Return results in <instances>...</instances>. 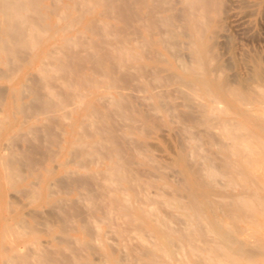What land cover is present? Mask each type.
<instances>
[{
    "label": "bare ground",
    "instance_id": "1",
    "mask_svg": "<svg viewBox=\"0 0 264 264\" xmlns=\"http://www.w3.org/2000/svg\"><path fill=\"white\" fill-rule=\"evenodd\" d=\"M179 3H183L182 9L176 8L172 0H0V77L10 82L24 68H27L28 76L32 75L10 91L14 108L23 119L20 127L13 130L14 135L7 137H11L10 141L19 138L21 142H26L27 137L38 141L37 146H33L35 143L32 144L33 140L29 139L32 145L26 142L25 146L29 144L32 147L19 149L17 155L10 153L0 159L3 178L8 185L14 186L16 180H24L22 172L25 173L23 169H26L24 166L19 168L23 165H19L20 162L31 170L44 163L42 160L51 152L47 150L49 142L61 143L62 139H57L59 132H55L59 121L72 120V113L80 107L79 119H74L71 124L73 131L66 151L68 159L62 165L73 164L78 169L89 171V175L79 177L74 173L76 170H68L69 180L54 179V184L57 187L55 191L65 195L71 188L78 190L77 201L89 204V212L86 208L76 207L74 200L69 202L62 198L53 203L68 201L71 204H66L68 209L74 207L76 213L73 214L85 224L89 234L93 230L91 225L98 226L100 222L108 224L126 244L130 241L129 234L134 233L146 244L126 245L125 256L130 264H264V86L256 87L252 94L232 88L226 94L238 107L220 110L221 106L218 108L217 104L221 85L216 86V82L206 78L209 73L208 59L205 49L197 45L202 44L205 31L213 22L210 23L209 13L218 3L215 0H182ZM181 38L187 39L186 46L192 48L194 58L190 65L180 57ZM49 41L52 44L40 52L42 59L35 66L30 60L31 52ZM160 48L178 61V68L192 78L180 76L175 66L167 69L150 67L149 62L164 63L165 56ZM216 55L213 54L214 58ZM252 82L255 85L254 79ZM131 93L136 96L148 93L150 99L158 100L149 110L167 113L168 117L182 124L178 130H182L186 138L180 156L185 170L182 180L170 183L167 175L152 180L154 173L135 167L147 164L140 160L146 156L145 150L133 135L141 128L138 124H152L158 114L154 118L153 112L141 109V104L138 101L135 103L137 98ZM176 98L185 102V108L195 110L196 106L197 114L192 110L182 114L177 105L180 102H174ZM205 98H210L211 102H204ZM241 107H253L256 111L249 112ZM230 115L241 120L229 118ZM186 122L202 126V130L204 127L207 131L200 132V129L193 132L191 129L194 126ZM75 127L78 132L74 131ZM211 129H218V138L209 133ZM215 130L213 132H217ZM139 131L141 135L142 131ZM205 137L206 145H210L208 148L204 147ZM46 140L49 144L43 143ZM42 145L46 146L45 151L40 150ZM39 150L44 154L43 159L38 154ZM7 151L5 153H9ZM11 151L14 152V149ZM33 154H38L40 159L35 160L37 158L34 159ZM186 157L189 159L186 160ZM91 166L98 169L90 171ZM152 167L155 171L159 170L155 165ZM72 174L76 178H72ZM34 187L28 192L37 198L40 193L38 195ZM151 188L155 189L154 193L150 192ZM52 195L53 192L47 197ZM16 204L19 205V202ZM48 209L45 210L48 212L46 216L49 211L56 210L54 207ZM65 211L64 207V218L60 211L61 217L56 215L59 222L62 219L61 226L65 216L69 223L71 220L76 222L77 217L70 215V209L67 210L69 214L66 211L67 215ZM35 212L28 213H32V218L34 214H42ZM49 218L44 220L54 219L53 215ZM12 221L13 224L2 231L4 240L33 233L25 219L16 217ZM47 222L41 221V226L44 228L47 224L43 223ZM37 223L35 225L41 224ZM241 223L245 227L240 226ZM67 224L62 231H70ZM40 227L35 230L45 232ZM62 239V242L65 241L63 249L37 247L31 250L24 247L21 250L1 245L2 262L57 264L64 261L66 264H77L82 247H86L89 241L77 247L71 239ZM91 240L95 242L94 238ZM89 246V252L95 250L92 244ZM64 249L70 254H65ZM94 253H91L94 258H103ZM123 259H118L116 263L122 264Z\"/></svg>",
    "mask_w": 264,
    "mask_h": 264
},
{
    "label": "rangeland",
    "instance_id": "2",
    "mask_svg": "<svg viewBox=\"0 0 264 264\" xmlns=\"http://www.w3.org/2000/svg\"><path fill=\"white\" fill-rule=\"evenodd\" d=\"M215 1L219 4V6H218V4H215V7H216V5H217V7L216 8L214 7V9H213L214 11L211 10V12L209 13L210 14L209 18L211 20L210 23L212 21L213 22L208 27L209 29H207L205 31V36H204V40H203L202 44H197V45H198V47L205 49V56H206V59H208L207 68L209 69V73H211V74L209 75V73H208V75H206V78L209 79L210 81L212 80L213 83L216 82L215 83L216 86H217V84H218V86L221 85L220 89H222V90L219 92L220 97H219V103L217 104L218 108L221 106L219 108L221 110L223 108L225 109V108L230 107V106H237L238 107V104L236 102H234L233 99L231 97H228V95L226 94V93H228L227 91L231 90L232 88H233V90L239 89V91L245 90L246 92L248 91L249 94H252V92H254L253 90L254 89L256 90V87L264 86V80H263L264 71H262V70H264V0H215ZM176 2H178V4ZM179 2H182V0H172V3L175 4L176 8L182 9L183 3L180 4ZM179 31H181V29H179ZM181 40H182L181 42H183V43L181 45L182 47H180V52L182 54L181 55L179 52L180 57L182 59L184 58L183 61H185V63L190 65L193 63L192 59L194 58V56L192 55L193 54L192 48L186 46V42L188 41L187 39L181 38ZM51 44H52V41L45 42V44L42 45L41 48L34 49L31 52L32 56H31L30 60L34 63L35 66H38L39 61L42 59L40 52L42 50L46 49L47 47H49ZM206 46H208V47H206ZM209 47H210V49H209ZM159 50L165 56L164 58H165L166 62L164 61L165 64L163 63L165 67L163 66V64H155V63L149 62L150 67H152V68L158 67L161 69L162 68L167 69L170 66H173V67L175 66L174 68H177V71H178V73H180L179 74L180 76H182L186 79L192 78V76H190L188 73H184V71L181 68H178V66H179V64H177V63H179L178 61H176L174 58L169 56V54H167L165 52V50H163L162 48H160ZM210 51H211V53H210ZM212 51H213V53H212ZM216 53L218 55V60L216 59V57H217ZM213 54H214V56L216 55L215 58H214ZM34 55H36V56L34 57ZM188 55H190V57ZM210 57L212 59H210ZM169 58L171 61L168 60ZM188 60H189V62H188ZM191 60H192V62H190ZM213 60H216L217 62L216 61L211 62ZM167 62H169V64ZM209 62L213 63V64L209 65ZM214 63H216V64H214ZM171 64H174V65H171ZM213 69H214V72H212ZM255 69L257 70V72H255L256 71ZM181 71H183V72H181ZM182 73H184V74L182 75ZM221 73H223V75ZM27 74H28L27 68H24L15 77H13V79L10 82L3 79L2 77H0V89H1L0 90V96L3 97L0 99V104L2 105V106L0 105V113H3L2 115H0V159L7 157L10 153L17 155L20 152V150L22 151V149L26 150L28 147H32V146H29V144H31V142L33 140L32 137H29V138L27 137L26 142H29L32 139L31 142H29L27 147L25 146V145H27V143L25 141H23L24 143L21 142V140H19V138L10 141V138L14 135L13 130L20 127V124H21L22 119H23L21 117V115L18 112H16V110L14 108L13 100H12V97L10 96L11 95L10 91L13 88L19 87L21 83L25 82L24 80H26L27 77H32V75L28 76ZM32 74H35V73L32 72ZM213 75H214V77H213ZM216 77H218L217 79L219 81H216L217 79H214ZM260 78L262 80H260ZM253 79H254V82L256 81L255 85L252 82ZM246 82H247V84H246ZM242 83H243V85H242ZM230 84H232L233 86L231 85L232 86L231 87ZM244 84H245L246 89L243 87ZM236 85H238V86H236ZM234 86H236L237 88H234ZM249 86L252 88V89L250 88L252 91H250V89L247 88ZM152 92H154V91H152ZM152 92L150 91V93H152ZM131 94L133 95L134 93H131ZM223 96H226V97H223ZM134 97L137 98V99H135V103H137V101H138V103L141 104V106H140L141 109L145 110V112H150V111H151L150 113L153 112L155 115V116H153L154 118L156 117V114H158L156 117L157 120L154 122L155 126H154V123H152V124L148 123V124H144V125L140 123V124H138V127H141V128H139L138 130L135 131L136 135L135 134L133 135V137H135L134 139L137 140V142L141 143V145L143 146V148L145 150V155L147 156V157L145 156L144 159H140L141 162H143V164H147V165H144V166L139 165L140 167L139 166H135V167H137L138 169H142V171L149 170L150 173L152 172L151 174L154 173L156 177L153 176L151 178L152 180H158L156 178H158L160 176L165 177L166 175L168 176V178L166 177V179H168V181L170 183H174L175 180L179 181L180 178L182 180V178L184 177L185 170H183L182 163L180 162V156L182 154L181 149H182L183 145L186 144V138L184 137V133H182V130L178 131L182 128V127L179 128V126H182V124L177 119L168 117L169 114H167V113H159V112H156L153 110H149L151 105L158 103V100L157 99H150L148 93H139V94H137V96L135 95ZM147 97H148V99L143 100L144 98H147ZM209 99L205 98L203 101L206 103H210L211 99L210 100ZM139 100L141 102H139ZM149 100H151V101L149 102ZM174 102H176V103L180 102V104L183 105L181 107V105L179 103L177 104L178 110L182 114H188V112H190L192 110L190 108L188 109V107L185 108V102L183 100H181V98L180 99L179 98L174 99ZM144 106H145V108H144ZM80 109L81 108L78 107L72 113V118H73L72 120L61 119V121H59L60 125L55 129L56 134H57V132H59L57 134L58 135V138H57L58 141L62 139L60 141L61 143L59 145L56 141L49 142L50 144L48 143L49 140L48 141L46 140L47 142H43L45 144H49L50 147H47V148H49V149H47L45 145H42V149H40V150L45 151V148L48 151L51 150V152H50L51 155H50V153L46 154V156L48 155L49 157L48 156L44 157V154H42L43 152H41L40 150L38 151V154L41 156V158L43 159V157H44V159L42 160V161H44V163L42 162L43 164L40 163V164H38V166L36 165L34 167V170H31L25 163H23V162L19 163V165L23 164L19 168L22 169V167L24 166L26 169V170L23 169V171L25 173L22 172V175L24 177L23 181H19V179H18V180H16V183L14 186L8 185L3 178L4 173H3L2 168L0 167V246L5 245L7 247L8 246L15 247V248L21 249V250H23L24 247L25 248L28 247L31 250H34L37 247L40 249H46V250H48L47 247H51V248L60 247L61 249H63L64 242H65V241L62 242V240H63L62 237H63L64 240L69 241L71 239L70 240L71 242L74 241L73 242L74 246L80 247L81 244L85 243L84 245H86L87 241H89L88 245L92 244V246L95 250L98 249V251L92 250L91 252H89L90 246L88 247V245H87L86 247H82L83 249L81 250V252L83 251L84 253L83 252H82V254L80 253V259L77 261V264H79V263L80 264H82V263L83 264H86V263L87 264H94V263L95 264H102L103 262H104L103 264H108V263L109 264H117L116 261L118 259H122V258H125V259H123L122 264H130V261H128L129 263L127 262L126 245L134 244V245L142 246V245L146 244V243L140 241L136 237V235H133L134 233L129 234L130 241H128V243L126 244L125 241L122 240L121 238H119L116 233L114 234V230L108 224H106V223L104 224V222H100L101 224H99V225L97 224L98 226H96V224L91 225L93 227V230L91 231L92 234L91 233L89 234L88 231L86 230V227L84 226L85 224H83L78 219V217L75 214H73V213H76L73 210L74 207H72V208L69 207L70 215L72 214L73 217L74 216L77 217L76 222H75V220L74 221L71 220L73 222L70 221V223L73 226L69 225L70 224L69 221H66V216H65V220H63L62 226L60 224L62 219L60 220V222H59L58 218L56 219V215L60 216L59 211H60V214L63 213L64 207H65L66 211L69 210L67 205H66L68 203V201L73 202V200H74L76 207L78 206L79 209H81L80 207L86 208V210L88 209L87 212H89V207H88L89 204L82 202L85 205L84 206L82 203H80V202L78 203V201H77L78 196H79L78 190L71 188V191L69 192V194L65 195L64 193H62L60 191H55L57 189V187L54 184V179H60V180L63 179L66 181L69 180L68 178L70 176L66 174V172L68 170H74V171L76 170L77 172H74V173H77V175H79V177H81V176L87 177L89 175V171L78 169L73 164H68L67 167H64L62 165L65 162H67V159H68L66 151L68 150V142L71 139L70 134H72L71 132L73 131L71 124H72L74 119H79ZM197 109L198 108L195 106V110H192V111L195 112V114H197V112H198ZM241 109L242 110L245 109L249 112H255L256 111V109L253 107H241ZM160 117H162V118H160ZM229 118L241 120L240 117H237L234 115H230ZM61 123H64V124L66 123V125H62ZM42 124H44V123H42ZM186 124L190 125V126H194L191 129L193 132H195L196 130L198 131L200 129H201L200 132L201 131L203 132L204 130H206L204 127L202 130V126L192 125L189 122H186ZM161 125H162V127H161ZM159 126H160V128H159ZM62 127H63L64 132H63V130H60V129H62ZM174 127L175 128L178 127L179 129L176 128V129L172 130ZM194 128H197V129H194ZM148 129H150V131ZM155 129H158V131L157 130L155 131ZM139 130L142 131L143 135H142V133H141V135H139V133H140ZM212 130L213 129H211V131L210 132L208 131V132L209 133L212 132V134H214V136H216L218 138L219 137V134H218L219 131H217L218 129L217 130L214 129L217 132H213L214 130L213 131ZM74 131L78 132L79 129L75 127ZM60 132L62 134L63 133L64 134L62 135ZM146 132L149 133L150 137L147 135ZM60 134H61V136H59ZM7 136L8 137L11 136V137L8 138ZM28 136H31V135H28ZM143 136H145V137H143ZM185 136H186V134H185ZM174 137H175V139H174ZM203 141L205 144L204 145L205 148L210 147V145H206L207 144L206 137L203 138ZM33 143H35V145ZM37 143H38V141L37 140L35 141V139L32 142L33 146H37ZM20 144L23 146H21ZM52 144H53V146H52ZM14 145H15V147H14ZM18 145H20V148H17V147H19ZM4 147L7 150L10 149V152H9V150L7 151V150L3 149ZM145 147H146V149H145ZM171 147H172V149H171ZM12 149H14V152L11 151ZM53 149H55V151ZM3 150H5V151H3ZM153 150H154V152H153ZM171 150H173V152ZM6 151L9 153H5ZM52 152L54 154L53 156H52ZM38 154L32 155V156H34V159L37 158L35 160L40 159V156ZM149 157H150V159H149ZM65 158H66V160H65ZM147 158H148V160H147ZM160 159H162V161ZM188 159L189 158L186 157V160H188ZM165 160H166V162H165ZM169 162H171L170 163L171 165L169 164ZM153 164L155 165V167L159 168L158 171L153 170V167H152V166H154ZM159 164H160V166L162 165V166H167V167L162 168V166L161 167L158 166ZM19 165L18 164L16 165L17 168ZM101 168H103V167H100L99 169H101ZM160 168L165 169V171H162V169H160ZM21 169H19V170H21ZM97 169H98L97 166H91L90 171H95ZM173 169H175V172L173 171ZM172 171H173V173H172ZM167 173H170V174H167ZM71 176H72V178L73 177L76 178V175H74V174H72ZM84 177H82V178H84ZM154 177H155V179H154ZM172 178H173V180H172ZM189 181H191V180H189ZM25 183H28V184H25ZM32 183H34V184H32ZM32 185H34L35 187ZM31 186L34 187V190L37 192L38 195L40 193L39 197L37 196V198H35L34 195H32L30 192H28L32 189ZM24 187L26 188L25 191H24ZM15 190H16V192H14ZM51 192H53V195L51 197H47V195L49 196V193H51ZM150 192L154 193L155 189L151 188ZM10 193L13 195H10ZM28 193L30 196L28 195ZM22 194H24V196L26 194V196L23 197ZM11 196H13L14 198H12ZM17 198H19V199L16 200ZM45 198H46V200H45ZM62 198L67 199L68 201L66 203H63L61 201L58 204L53 203L54 201L61 200ZM9 199L11 200V202L14 201V203H11L9 201L10 202V205H9L8 204ZM17 202H19V205L16 204ZM27 202H29V205H27ZM30 204H33V205H30ZM23 205H26V206H23ZM61 206L63 207L62 211L60 210ZM68 206H71V204L68 203ZM48 207H50L51 210L53 207L56 208V210H54V211H56L55 215L53 213L54 211H49V213H50L49 215H53V218L55 219V222H54V219L48 221L50 223L52 222L51 224L46 221L47 219L49 220L52 217L51 216L49 218V215L46 216V214L48 213L46 211L50 210V209H48ZM29 210H31V211H29ZM82 210H84V209H82ZM66 211L64 212L65 215H67V213H68V211H67V213H66ZM28 212H33V213L34 212L35 213L42 212V214L43 213L44 214L43 215L41 213L37 214V215L41 216L42 219L40 220V216H37L36 214H34L36 216L34 217V215H33V218H32V216H31L32 213H28ZM26 213H28L27 216L25 215ZM8 214H10V215H8ZM96 216H100V214H96ZM16 217L25 219L27 224L29 223L28 224V226H30L29 228L31 230H34L33 233L32 234L31 233L26 234L23 237H19V238H17L18 240L16 238H12V237H8L4 240V238L2 237L3 229L9 224H13L12 218H16ZM60 217H59V219H60ZM35 218H36V220H35ZM62 218H64V214H62ZM44 219H46V220H44ZM34 220L37 222H38V220H40V222L37 223ZM33 221H34V223H33ZM41 221L47 222V223H43V224H47V226H44V228H43L41 226L42 225ZM66 222L68 223L67 227L70 229V231H65V230L62 231V229L66 227ZM35 223H37V224L41 223V224L35 225ZM81 223H82V225H81ZM48 224H50V225H48ZM52 224H53V227H52ZM239 225L242 227H245V224L241 223ZM48 226H50L51 229ZM80 226L83 227L82 228L83 230L81 229ZM37 227L38 228L40 227L41 229H45V232L39 233L38 230H35V229H38ZM92 227H91V229H92ZM84 228L87 231V233H85L86 231L84 230ZM41 229H39V230L42 232L43 230H41ZM69 229H67V230H69ZM72 229L75 230V232ZM71 230H72V232H71ZM94 230L96 232L93 233ZM36 231L38 233H36ZM93 234L94 235L96 234V236H94ZM91 235H93L94 237ZM85 237H86V239H85ZM91 238H94L95 242H93V240H91ZM13 239H15V240H13ZM55 241H57V242H55ZM58 241L62 242V243L59 244ZM35 242H36V244H33ZM63 251L67 255L70 254L68 252V250L64 249ZM94 251H95V253H94ZM85 253H86V255L84 256L83 254H85ZM91 253L96 254V256H98L97 254H100L99 256H102L105 259H103L101 257L100 258L99 257L94 258L95 255L93 256ZM81 255H82V257H81ZM2 258H3V254L0 251V264H3ZM102 260H104V261H102ZM63 262L64 261H62V263H60V264H64V263L66 264V262H64V263ZM59 263H57V264H59Z\"/></svg>",
    "mask_w": 264,
    "mask_h": 264
}]
</instances>
